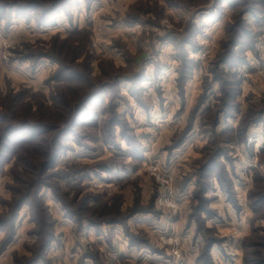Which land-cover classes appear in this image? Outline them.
Returning <instances> with one entry per match:
<instances>
[{
  "label": "rangeland",
  "instance_id": "374dc122",
  "mask_svg": "<svg viewBox=\"0 0 264 264\" xmlns=\"http://www.w3.org/2000/svg\"><path fill=\"white\" fill-rule=\"evenodd\" d=\"M0 264H264V0H0Z\"/></svg>",
  "mask_w": 264,
  "mask_h": 264
},
{
  "label": "trees",
  "instance_id": "16d2710c",
  "mask_svg": "<svg viewBox=\"0 0 264 264\" xmlns=\"http://www.w3.org/2000/svg\"><path fill=\"white\" fill-rule=\"evenodd\" d=\"M30 137H31V138L28 139V142H31V141L35 140V138H34L35 136L32 135V136H30ZM20 141H21V140H20ZM21 142H24V143H25V140L23 139V141H21ZM13 218H14V217H13ZM10 221H13V219H12V220H9V222H10Z\"/></svg>",
  "mask_w": 264,
  "mask_h": 264
}]
</instances>
